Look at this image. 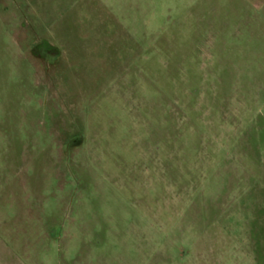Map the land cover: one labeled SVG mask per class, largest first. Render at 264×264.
<instances>
[{
  "label": "rangeland",
  "instance_id": "obj_1",
  "mask_svg": "<svg viewBox=\"0 0 264 264\" xmlns=\"http://www.w3.org/2000/svg\"><path fill=\"white\" fill-rule=\"evenodd\" d=\"M0 264H264V0H0Z\"/></svg>",
  "mask_w": 264,
  "mask_h": 264
}]
</instances>
